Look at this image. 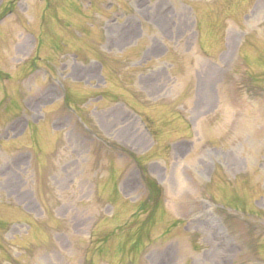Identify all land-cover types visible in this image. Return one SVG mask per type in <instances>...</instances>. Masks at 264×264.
I'll use <instances>...</instances> for the list:
<instances>
[{"label": "rangeland", "instance_id": "374dc122", "mask_svg": "<svg viewBox=\"0 0 264 264\" xmlns=\"http://www.w3.org/2000/svg\"><path fill=\"white\" fill-rule=\"evenodd\" d=\"M0 264H264V0H0Z\"/></svg>", "mask_w": 264, "mask_h": 264}, {"label": "trees", "instance_id": "16d2710c", "mask_svg": "<svg viewBox=\"0 0 264 264\" xmlns=\"http://www.w3.org/2000/svg\"><path fill=\"white\" fill-rule=\"evenodd\" d=\"M151 187H154L155 186V184L154 183H152V182H150V183H148Z\"/></svg>", "mask_w": 264, "mask_h": 264}]
</instances>
